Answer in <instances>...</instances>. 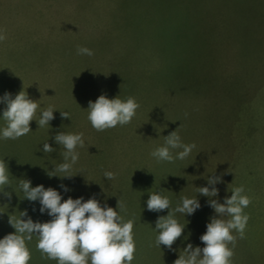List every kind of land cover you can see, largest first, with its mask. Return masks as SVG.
Masks as SVG:
<instances>
[{
  "label": "rangeland",
  "instance_id": "rangeland-1",
  "mask_svg": "<svg viewBox=\"0 0 264 264\" xmlns=\"http://www.w3.org/2000/svg\"><path fill=\"white\" fill-rule=\"evenodd\" d=\"M0 33V96L24 89L41 108L69 114L54 110L48 131L32 120L26 136L0 141L13 188L23 176L36 181L32 186H69L62 199L94 196L114 210L117 204L122 220L133 221L131 264H174L185 244L203 246L199 236L215 213L197 193L201 207L193 215L175 214L187 222L181 238L171 250L159 249L153 228L168 209L148 211V193L167 196L171 211L214 171L221 177L219 202L236 186L250 199L231 264H264V0H0ZM78 46L93 55H77ZM102 93L135 98L139 108L130 123L91 127L87 106ZM173 130L196 147L183 161L158 163L151 152ZM59 131L85 139L71 180L46 175L62 160L63 149L52 140ZM45 141L56 150L42 153ZM149 163L158 166L151 178L143 169ZM104 171L114 178H103ZM131 171L142 175L136 188L129 187ZM38 207L1 196L0 237L14 232L8 221L20 212L21 219L49 220ZM37 239L26 241L28 264H56L42 258Z\"/></svg>",
  "mask_w": 264,
  "mask_h": 264
},
{
  "label": "clouds",
  "instance_id": "clouds-1",
  "mask_svg": "<svg viewBox=\"0 0 264 264\" xmlns=\"http://www.w3.org/2000/svg\"><path fill=\"white\" fill-rule=\"evenodd\" d=\"M3 39L4 36L0 33V40ZM76 52L77 55H93V51L85 46H78ZM0 103L6 105L0 110V120L4 122L0 126V141L26 136L32 131L29 127L32 120L36 121L38 127L47 126L48 131L50 121L54 119L53 111L59 110L53 106L41 108L36 100L29 98L24 89L14 96L5 92L0 96ZM138 108L139 104L133 97L121 99L116 95L108 98L102 93L94 101H89L87 120L96 131H104L130 123ZM59 111L62 118L69 119L67 111ZM163 137V143L151 152L158 163L183 161L192 155L196 147L194 143H184L175 130ZM52 140L55 145L62 147V160L53 165L51 170H47L46 175L49 178L55 177L58 181L71 180L79 173L73 169L79 160L78 149L85 147L83 134L59 131L52 136ZM46 141L40 151H55ZM211 173L205 178L206 185L196 187L194 196H181L171 211L167 196L158 191L148 193L145 201L148 211L160 212L168 209L166 215L156 219L153 228L157 233L154 244L159 249L163 245L171 250L173 243L181 238L187 222L181 223L175 214H181L184 219L185 215H193L201 207L197 193L208 198L206 203L215 213L209 217L205 231L199 236L203 246H193L190 242L185 244L174 264H231L237 235L244 237L249 217L243 210L250 204L249 197L243 186H236L230 189V196L223 197V202H219L216 199V184L221 181V177ZM102 177L112 180L114 173L104 171ZM15 180L13 188V177L7 162L0 157V196L11 199L6 187H10L15 194L19 191L23 198L37 203L38 211L47 214L50 219L45 222H34L30 217L21 219L26 216L25 212H20L15 219H9L14 232L0 237V264H28L31 253L26 241H31L34 234L38 238L36 249L42 258L55 260L56 264H131L136 250L133 221L122 220L117 204L114 210L106 203L101 204L94 196L87 199L68 196L62 199V193L71 190L62 182L58 184L57 190L42 184L32 186L29 179ZM119 207L122 210L123 203ZM230 244L232 247H229Z\"/></svg>",
  "mask_w": 264,
  "mask_h": 264
},
{
  "label": "trees",
  "instance_id": "trees-1",
  "mask_svg": "<svg viewBox=\"0 0 264 264\" xmlns=\"http://www.w3.org/2000/svg\"><path fill=\"white\" fill-rule=\"evenodd\" d=\"M260 86H262V85H260ZM256 87V86H255ZM247 89H249V86H247L246 87ZM256 93V92H255ZM254 93V94H255ZM252 99V98H251ZM149 117H150V115H149ZM159 145V144H158ZM153 151V150H152ZM156 167H158L157 166V164L156 163H152V164H147L146 166H145V168H143V169H145V172H146V175L149 177V178H151V177H153V175H152V173H155V168ZM143 173V171H140V174H142ZM128 174H132L133 175V177L131 178L130 176H129V178H128V180H129V184H130V186L129 187H133V188H136L137 186H138V184H135V183H140L139 182V180L141 179V176L142 175H139V174H137V172H134V171H131V172H129ZM18 177V176H17ZM17 177H16V179H17ZM21 179H24V177L22 176V178ZM31 181V184H35V182L36 181H34V180H30ZM9 194H10V196H11V199H9L8 197H6V201H8V202H11V203H22L23 202V197H22V193H20L19 191H17L16 192V194L14 193V192H9ZM1 197V196H0ZM17 210H19V208L18 209H16V210H14V211H12V212H15V211H17Z\"/></svg>",
  "mask_w": 264,
  "mask_h": 264
},
{
  "label": "crops",
  "instance_id": "crops-1",
  "mask_svg": "<svg viewBox=\"0 0 264 264\" xmlns=\"http://www.w3.org/2000/svg\"><path fill=\"white\" fill-rule=\"evenodd\" d=\"M227 195H228V193H227L225 196H227ZM225 196H224V197H225Z\"/></svg>",
  "mask_w": 264,
  "mask_h": 264
}]
</instances>
